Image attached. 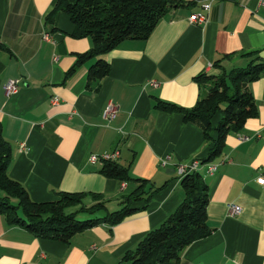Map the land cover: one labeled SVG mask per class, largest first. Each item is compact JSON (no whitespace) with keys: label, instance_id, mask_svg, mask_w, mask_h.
Instances as JSON below:
<instances>
[{"label":"crops","instance_id":"0c3cea01","mask_svg":"<svg viewBox=\"0 0 264 264\" xmlns=\"http://www.w3.org/2000/svg\"><path fill=\"white\" fill-rule=\"evenodd\" d=\"M188 1L168 11L148 39L124 40L104 54L110 73L89 84L98 57L66 74L93 41L72 35L75 25L65 12L56 13L53 30L47 16L57 0H0V123L13 149L10 176L37 202L57 200L59 191H92L107 205L119 204L139 186L137 178L155 190L146 209L91 227L69 243L37 237L0 213V264H130L126 252L182 202L178 165L201 161L209 143L200 125L158 108L157 99L191 108L205 90L196 81L200 73L264 63L261 0H211L205 24L189 17L204 12L208 0ZM16 78L19 89L8 94L4 86ZM250 89L258 115L228 135L223 163L213 172L200 168L210 189L212 232L184 249L181 264H264V72ZM109 102L119 108L111 120L104 117ZM116 149L118 162L131 164L128 182L106 177L103 162L90 160ZM231 203L242 208L235 216Z\"/></svg>","mask_w":264,"mask_h":264},{"label":"trees","instance_id":"16d2710c","mask_svg":"<svg viewBox=\"0 0 264 264\" xmlns=\"http://www.w3.org/2000/svg\"><path fill=\"white\" fill-rule=\"evenodd\" d=\"M188 0H57L47 21L56 30L57 12L68 14L75 25L76 38L91 37L93 46L76 53L75 64L67 71L72 75L78 66L98 57L88 72L89 84L110 73V62L102 56L127 39H148L161 18L171 9L192 4ZM218 63V62H217ZM264 63L252 60L247 66L225 68L220 73H200L196 81L205 90L197 103L186 108L157 99L156 106L166 111L184 114L186 121L200 125L209 143L208 155L202 164L222 160L226 140L232 131L241 130L249 118L258 115V104L250 83L260 78ZM220 119L215 124L217 115ZM12 144L4 137L0 123V213L9 224L28 228L37 237L70 242L73 236L102 223L123 221L141 209H146L155 190L147 189L149 180L137 178L139 186L119 202L120 208L110 210L107 200L98 192L59 191L54 201L37 202L27 188L8 173L12 162ZM129 165L118 160L103 162L101 172L108 178L128 182L133 179ZM185 197L176 209L157 227L149 230L135 249L124 258L130 264H181V255L194 241L208 236L209 185L200 170L181 178ZM90 199V201H87ZM138 203H143L138 206ZM76 207L74 210H69ZM102 212L101 215H96ZM90 215L81 219L79 215Z\"/></svg>","mask_w":264,"mask_h":264},{"label":"built area","instance_id":"2783aa9c","mask_svg":"<svg viewBox=\"0 0 264 264\" xmlns=\"http://www.w3.org/2000/svg\"><path fill=\"white\" fill-rule=\"evenodd\" d=\"M261 3L264 5V0H261ZM202 6L204 8V12H194L189 17L190 21L197 22L199 24H205L208 21L209 11L212 7L211 0L204 2L202 4ZM44 38L46 40H52V35L49 32H45ZM55 58L57 59L58 57H55ZM19 83H20V80L17 78L8 80L4 86L5 91L8 94L16 92L19 89V85H20ZM150 84L157 87L160 85V82L158 80H152V81H150ZM52 101H53V103H57L58 97H56V96L53 97ZM118 109L119 108H118V105L116 103L109 102L108 105L106 106L105 110H104V117L108 120L115 118L117 115ZM243 137L247 138L245 136H243ZM120 155H121L120 150L116 149L112 152H105L102 154H92L90 156V160L91 161H101V162L114 161V160H118ZM224 161H225V159H222L218 162L206 163L205 165L207 166V171L213 172L217 168V166L219 164L223 163ZM202 165H204V164H202V162L199 160H195L191 163H180L178 165L179 175L182 177L183 175H185L188 172L200 170ZM260 177L264 178V167H262V169H261ZM241 210H242V208L236 203H231L229 205V215H231V216L237 215L238 213L241 212Z\"/></svg>","mask_w":264,"mask_h":264},{"label":"rangeland","instance_id":"374dc122","mask_svg":"<svg viewBox=\"0 0 264 264\" xmlns=\"http://www.w3.org/2000/svg\"><path fill=\"white\" fill-rule=\"evenodd\" d=\"M87 201H90V199H87ZM108 208L112 211V210H116V209H118V208H120V205L117 203V202H109L108 203ZM74 209H76V207H74V208H71V209H69V210H74ZM101 214H103L102 212H99V213H97L96 215H101ZM90 215H88V214H85V213H81L80 215H79V218H81V219H84V218H87V217H89Z\"/></svg>","mask_w":264,"mask_h":264}]
</instances>
